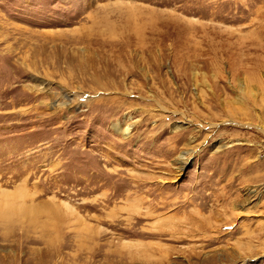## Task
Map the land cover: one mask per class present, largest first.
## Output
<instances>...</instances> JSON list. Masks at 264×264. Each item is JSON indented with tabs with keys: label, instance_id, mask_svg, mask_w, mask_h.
<instances>
[{
	"label": "rangeland",
	"instance_id": "374dc122",
	"mask_svg": "<svg viewBox=\"0 0 264 264\" xmlns=\"http://www.w3.org/2000/svg\"><path fill=\"white\" fill-rule=\"evenodd\" d=\"M0 264H264V0H0Z\"/></svg>",
	"mask_w": 264,
	"mask_h": 264
},
{
	"label": "bare ground",
	"instance_id": "6f19581e",
	"mask_svg": "<svg viewBox=\"0 0 264 264\" xmlns=\"http://www.w3.org/2000/svg\"><path fill=\"white\" fill-rule=\"evenodd\" d=\"M178 162L183 166L187 160H188V156L186 155V153H181L179 156H178ZM10 210H13L14 208H9Z\"/></svg>",
	"mask_w": 264,
	"mask_h": 264
}]
</instances>
